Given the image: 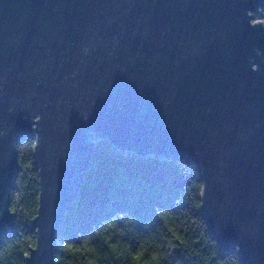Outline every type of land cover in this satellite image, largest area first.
I'll return each instance as SVG.
<instances>
[{
	"label": "water",
	"instance_id": "obj_1",
	"mask_svg": "<svg viewBox=\"0 0 264 264\" xmlns=\"http://www.w3.org/2000/svg\"><path fill=\"white\" fill-rule=\"evenodd\" d=\"M264 0H0V245L19 146L35 139L26 264L55 243L96 143L179 158L224 254L264 264Z\"/></svg>",
	"mask_w": 264,
	"mask_h": 264
},
{
	"label": "trees",
	"instance_id": "obj_2",
	"mask_svg": "<svg viewBox=\"0 0 264 264\" xmlns=\"http://www.w3.org/2000/svg\"><path fill=\"white\" fill-rule=\"evenodd\" d=\"M264 23V10L262 12ZM35 139L19 148L20 172L11 194L16 229L0 245V264H26L36 247L39 208ZM94 168L55 243L54 264H244L224 254L202 211L198 170L179 158L139 157L96 143Z\"/></svg>",
	"mask_w": 264,
	"mask_h": 264
}]
</instances>
